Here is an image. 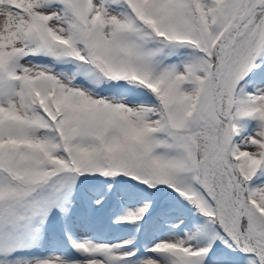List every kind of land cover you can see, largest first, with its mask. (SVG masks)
Returning <instances> with one entry per match:
<instances>
[{
	"label": "snow or ice",
	"instance_id": "1",
	"mask_svg": "<svg viewBox=\"0 0 264 264\" xmlns=\"http://www.w3.org/2000/svg\"><path fill=\"white\" fill-rule=\"evenodd\" d=\"M0 264H264V0H0Z\"/></svg>",
	"mask_w": 264,
	"mask_h": 264
},
{
	"label": "trees",
	"instance_id": "2",
	"mask_svg": "<svg viewBox=\"0 0 264 264\" xmlns=\"http://www.w3.org/2000/svg\"><path fill=\"white\" fill-rule=\"evenodd\" d=\"M134 203L136 205L135 207H137L138 206V202H134ZM125 207L130 208L127 205H125ZM122 210L123 209H121V211ZM99 216L101 217L102 223L100 224V226L96 230V235L98 237H100V238H106L107 240H110V239L116 238L118 236L119 237H122V236H126V235L130 234L126 230L116 229V228L109 227V217H108L109 214L107 212L100 213ZM101 231L103 233H101Z\"/></svg>",
	"mask_w": 264,
	"mask_h": 264
},
{
	"label": "rangeland",
	"instance_id": "3",
	"mask_svg": "<svg viewBox=\"0 0 264 264\" xmlns=\"http://www.w3.org/2000/svg\"><path fill=\"white\" fill-rule=\"evenodd\" d=\"M128 207H130V208H135V203L134 202H129V203H127L126 204ZM100 213H98V215H99ZM109 217V216H108ZM101 233H103L102 231H101ZM83 235H91L90 233H83ZM106 236V235H105ZM95 238H97V239H106V238H100V237H98L97 235H96V237ZM107 240V239H106ZM56 251H65V249H56Z\"/></svg>",
	"mask_w": 264,
	"mask_h": 264
}]
</instances>
